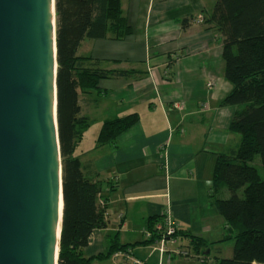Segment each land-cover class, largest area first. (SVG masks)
Here are the masks:
<instances>
[{
    "label": "crops",
    "instance_id": "obj_1",
    "mask_svg": "<svg viewBox=\"0 0 264 264\" xmlns=\"http://www.w3.org/2000/svg\"><path fill=\"white\" fill-rule=\"evenodd\" d=\"M214 2L120 0L130 33L109 32L81 42L77 54L101 63L99 90L80 96L91 122L75 155L85 171L104 180L109 197V224L90 234L86 256L105 252L116 233L120 243L142 242L147 219L166 209L181 232L165 254L190 250L183 232L216 242L210 257L225 256L224 244L232 241L218 242L225 220L209 194L217 153L236 146L240 137L229 130L236 107L222 104L232 88L224 77L222 35L202 23V11L211 10ZM191 16L183 28L181 20ZM130 113L139 117L131 128L114 142L96 145L104 120ZM157 246L138 243L131 254L142 264H158ZM232 247L227 248L232 252ZM161 258L165 263V255ZM169 263L210 264L175 254ZM95 264L133 263L110 257Z\"/></svg>",
    "mask_w": 264,
    "mask_h": 264
},
{
    "label": "trees",
    "instance_id": "obj_2",
    "mask_svg": "<svg viewBox=\"0 0 264 264\" xmlns=\"http://www.w3.org/2000/svg\"><path fill=\"white\" fill-rule=\"evenodd\" d=\"M57 59V125L62 168L63 216L58 264H95L138 243H120L118 233L108 249L86 256L90 234L106 228L108 195L98 175L85 171L75 150L91 119L83 114L81 94L99 90L100 60L77 54L84 39L130 33L121 15L120 0H55ZM202 23L222 35L224 77L232 88L222 100L235 106L229 130L238 133L236 146L216 155L209 201L224 217L218 242L232 241V256H212L216 242L182 232L188 255L210 264H264V0H215L202 11ZM191 18L184 17L185 28ZM137 113L103 121L96 145L114 142L138 121ZM110 182L107 181L106 184ZM162 215L147 219L148 227ZM181 231L177 228L175 235ZM158 236V235H156ZM217 242V243H218ZM211 259V260H210Z\"/></svg>",
    "mask_w": 264,
    "mask_h": 264
},
{
    "label": "water",
    "instance_id": "obj_3",
    "mask_svg": "<svg viewBox=\"0 0 264 264\" xmlns=\"http://www.w3.org/2000/svg\"><path fill=\"white\" fill-rule=\"evenodd\" d=\"M55 0H0V264H58Z\"/></svg>",
    "mask_w": 264,
    "mask_h": 264
},
{
    "label": "built area",
    "instance_id": "obj_4",
    "mask_svg": "<svg viewBox=\"0 0 264 264\" xmlns=\"http://www.w3.org/2000/svg\"><path fill=\"white\" fill-rule=\"evenodd\" d=\"M212 81L208 82V85H211ZM162 219L159 220L157 223L154 224L152 228H143V234L146 239H151L154 236V240H151V243L157 246V250L159 251L160 258L158 261V264H170L169 261L172 258V256L180 255V256H187L188 250L182 249V248H175L174 250H168L166 252V246L169 242H175L177 240V235H175L176 229L178 228V225L176 221L172 218L171 213L168 209L164 210V212L161 214ZM158 235V236H156ZM165 255L166 262H162L161 256ZM114 259H120L126 258L130 260L133 264H142V260L138 259L136 257H133L131 254V250L127 249L125 251H117L114 252L111 256Z\"/></svg>",
    "mask_w": 264,
    "mask_h": 264
},
{
    "label": "rangeland",
    "instance_id": "obj_5",
    "mask_svg": "<svg viewBox=\"0 0 264 264\" xmlns=\"http://www.w3.org/2000/svg\"><path fill=\"white\" fill-rule=\"evenodd\" d=\"M231 243H232V242H230V244H231ZM230 244H228V243H225V244H224L225 250H224V253H223V254H224L225 256H228V257H231V256H232V252L227 248L228 245H230ZM200 255H201V254L198 255V257H197L198 259H200ZM200 260H201V259H200ZM201 261H202V260H201Z\"/></svg>",
    "mask_w": 264,
    "mask_h": 264
}]
</instances>
